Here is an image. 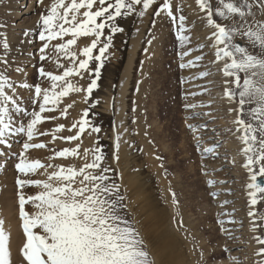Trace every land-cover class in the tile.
Here are the masks:
<instances>
[{"label": "rangeland", "instance_id": "1", "mask_svg": "<svg viewBox=\"0 0 264 264\" xmlns=\"http://www.w3.org/2000/svg\"><path fill=\"white\" fill-rule=\"evenodd\" d=\"M30 1L0 0V74L7 75L17 85L25 82L50 88L51 82L40 77L37 70L43 67L46 72L61 75L66 69L74 67L66 58L59 59L63 67H58V54L54 47L71 37L49 42L46 51L49 58L41 61L39 49L44 42L39 38V33L43 31L40 17L48 13L54 0H43V3L33 0L32 11L21 15ZM209 2L215 9L219 0ZM22 3L24 5L19 6ZM162 3L163 0H155L143 17L136 15V12L127 17H118L117 26L123 28L120 33L113 34L105 29L101 41L112 36V43L103 58L97 87L88 95L87 102L85 92H70L55 106L56 111L42 114L43 117L55 116L57 119H45L36 126V136L30 143H43L46 147L30 149L26 153L27 159L39 160L44 165L78 168L85 162L84 150L99 147L104 156L103 163L112 169L109 175L121 185V194L125 196L127 207L122 214L139 229L150 254V250L161 247L172 262L180 264H227L230 257L238 258L240 264H258L262 257L257 256L256 252L262 246L254 237L264 238V220L260 219L264 216V193L257 192V203L250 205V193L255 189L248 188L251 181L248 171L243 167L246 157L241 154L244 145L238 139L242 132L237 131L238 126L234 123L237 113L229 112L230 108L237 107V103L230 102L223 94L225 80L230 81L232 78L222 75L220 69L223 62H212L215 59L214 49L210 47L211 41L206 39L212 29L206 26L205 13L197 7L196 0H170L175 23L166 13L160 16L154 14V10ZM141 7L138 5L137 10ZM13 9L20 12L18 18L13 16ZM181 15L185 17L186 28L182 35L190 38L184 43L177 39ZM256 15L259 19V10ZM216 19L219 22V18ZM21 21L25 26H22L23 29L17 27ZM17 31H21L22 35H18ZM93 39V36L77 38V44L70 49L76 54V64L86 59L79 52L90 45ZM133 40L138 43V47L131 60L128 85L121 90V77L127 67ZM5 41L9 45L6 51L3 48ZM100 46L102 44L98 43L93 56L99 54ZM185 51L190 54L181 57ZM59 55L62 57L63 53ZM196 57L202 58L196 61ZM4 61L8 65L6 73ZM189 61L196 63L180 67ZM98 63L91 59L88 70H81L83 79L80 75H73L66 78L67 81L86 89L90 80L95 78L94 71ZM209 65L212 66L209 72L221 76L219 81L222 83H214L218 87L216 91L219 94L216 95H222L218 99L219 106L213 102L215 98L210 99L212 103L206 101L209 99L208 88L213 86L208 80L210 75L200 79L196 77V72H204V68H209ZM17 68L22 71L17 72ZM192 72L195 75L191 77L189 75ZM227 88L232 89L233 85L228 83ZM6 91L11 95V90ZM16 91L20 98L19 106L30 114L33 111L34 90L17 88ZM68 105L72 107L68 108ZM249 107L245 105V114L241 117L246 122L249 121ZM65 108L66 117L61 116ZM86 109L89 115L85 119L89 124L85 126L80 139L71 142L60 139L76 134L78 128L72 131L68 129L81 119ZM35 110H39L38 106ZM29 119L30 115L16 114L14 127L26 125ZM59 125H63L64 130L54 133L58 138L53 141V130ZM93 126L99 128L100 132H92ZM193 128L196 130L193 131ZM41 132L49 135L41 136ZM117 136L120 138L118 149ZM8 139L11 147L0 146V220L4 222L3 225L12 222L15 231L21 236L20 246L10 243V264H27L22 256L26 238L20 224L15 183L19 176L15 164L18 154L23 150L26 136ZM77 145L79 157L69 155L67 158L49 159L55 152L65 148L74 149ZM207 148L214 150L205 152ZM223 157H230V163L223 161ZM91 159L90 153L87 160ZM51 171L52 168L47 169V172ZM44 173L45 169L40 168L34 174L20 178L44 180ZM126 176L130 187L124 183ZM209 181H212L211 185ZM257 183L264 185V177L258 176ZM23 191L27 196L36 194L39 189L26 187ZM173 193L178 201L176 206L172 204ZM25 209L29 213L34 211L31 204H26ZM249 211L255 216L250 217ZM175 220H182L185 229L195 239H185L184 230H177ZM219 221L225 223L221 225ZM254 227L255 231L252 230ZM238 229L243 232H236ZM234 232L242 235L234 237ZM233 240L241 242L233 243ZM225 248L230 252H225Z\"/></svg>", "mask_w": 264, "mask_h": 264}, {"label": "snow or ice", "instance_id": "2", "mask_svg": "<svg viewBox=\"0 0 264 264\" xmlns=\"http://www.w3.org/2000/svg\"><path fill=\"white\" fill-rule=\"evenodd\" d=\"M43 3V0H40ZM155 3V0H54L48 13L41 15L40 20L43 31L39 38L43 46L39 49L40 60L49 57L46 51L49 42L63 40L70 36L66 42L54 46L58 54L57 66L60 58L69 59L74 67L66 69L61 75L46 72L43 67L39 68L40 77L51 82L50 88H44L40 84L29 85L21 82L18 85L12 82L7 75L0 74V146L11 147L9 137L19 135L26 136L22 144V151L18 154V162L15 170L19 174L16 179L17 203L19 219L26 242L22 248V256L27 264H156L148 250V246L139 229L122 214L127 205L124 203L125 196L121 194V185L116 183L109 173L112 169L106 166L104 156L99 147L84 150L85 162L80 167L53 164L44 165L39 160L29 161L26 153L30 149L45 148L43 143H30L36 136V126L45 119L54 120L55 116L43 117L45 112L56 111V105L61 98L70 92H85V102L88 95L97 87L100 78V69L103 67V58L112 43V36L106 41H101L105 29L111 33H120L123 28L117 26L118 17H127L133 12L143 17L147 10ZM197 7L205 13L206 26L212 29L211 35L206 39L211 41L210 47L214 49L213 63L223 62L220 69L225 78L224 98L230 102H236L235 111L237 118L234 123L238 126L237 131L242 132L238 139L244 147L242 153L246 157L243 167L248 171L250 183L249 189H255L250 193L252 199L250 205L257 203L256 193H264V185L257 183V177H264V0H232L224 2L219 0L215 9L209 0H196ZM142 7L137 10V6ZM259 10L260 18L256 12ZM166 13L176 22V17L171 10L170 0H163L162 5L154 10L156 16ZM216 17L219 18V22ZM185 17H179L177 39L184 43L190 40L182 35L186 31ZM93 36L90 45L83 47L79 55L86 59L79 60L76 64V54L70 49L77 44V38ZM98 55L93 56V50L97 49ZM9 45L5 41V51ZM202 47V46H201ZM63 53L61 57L59 54ZM190 53L185 51L181 57ZM202 57H196L199 61ZM91 59L99 63L95 67L94 79L90 80L87 88H81L67 81L66 78L80 75L81 70H88ZM196 61H189L187 65L193 66ZM4 72L8 71L7 61H4ZM17 72L22 69L17 68ZM90 75H92L90 73ZM208 75L200 73L199 78ZM233 85L232 89L227 84ZM17 88L34 90L32 96L33 111L29 114L18 103L19 95ZM57 89H59L57 91ZM6 90H11V95ZM238 98V99H237ZM245 105L249 121L241 119L245 114ZM38 106V111L35 108ZM68 108L72 105H68ZM194 107V105L192 106ZM16 114L31 116L27 124H16ZM67 108L61 111V116L66 117ZM89 115L86 109L79 121L73 123L72 129L78 128L75 135L59 137L66 142L79 140L85 131L89 121L85 119ZM192 127L191 125L189 126ZM64 130L63 125L57 126L52 133L53 141L58 137L54 133ZM195 131L196 129H192ZM92 132L99 133L100 129L92 127ZM39 135H49L41 132ZM117 149L119 148V136H117ZM214 149H204L211 152ZM91 153L92 159L87 160ZM80 156L79 145L74 149L65 148L55 152L49 159L67 158ZM115 159H119L118 156ZM159 159V157H157ZM254 166H256L254 170ZM44 168L46 179L32 180L20 177H28L38 169ZM48 168L53 171L47 172ZM209 185L212 181L208 182ZM26 187H35L39 191L34 195H25ZM26 204H31L34 211L31 213L25 209ZM172 204L176 206L178 201L172 194ZM250 217L255 214L249 211ZM264 220V216L260 217ZM177 230H184L185 239L195 237L185 229L182 220L174 221ZM234 221H229L233 223ZM3 221L0 220V264H10V253L6 249L8 237L3 230ZM223 225L224 221H219ZM254 223V221H253ZM223 231H228L223 229ZM255 231V227L252 229ZM261 245L256 255L262 257L258 264H264V238L254 237ZM225 252H230L225 248ZM203 259V253H201ZM227 264H240L238 258L230 257Z\"/></svg>", "mask_w": 264, "mask_h": 264}, {"label": "bare ground", "instance_id": "3", "mask_svg": "<svg viewBox=\"0 0 264 264\" xmlns=\"http://www.w3.org/2000/svg\"><path fill=\"white\" fill-rule=\"evenodd\" d=\"M23 2H25L26 3V0H23ZM33 0H31L30 2H29V6H28V8L26 9V10H24L22 13H21V15H24V14H26V13H28V12H31L32 11V9H33ZM22 5H24V3H22V4H19V6H22ZM12 14H13V16L14 17H16V18H18L19 16H20V12L18 13V11H16V10H12ZM24 19H26V18H24ZM24 19L22 20V21H24ZM22 21H21V24L19 23L18 24V26L17 27H19L20 29H23L22 28V26L25 28V26H24V24H22ZM27 31V30H26ZM17 33H18V35L19 34H21L22 32L20 31V32H18L17 31ZM22 35V34H21ZM137 47H138V43L135 41V40H133L132 41V43H131V45H130V49H129V58H128V61H127V67H126V69L124 68V72H123V74H122V77H121V83H122V89L121 90H123V86H127L128 85V81H129V77H130V68H131V60H132V58L134 57V54H135V50L137 49ZM211 52V51H210ZM213 58V57H212ZM206 59V58H205ZM206 61V60H205ZM209 61V60H208ZM202 68V67H201ZM210 68H212V66H210L209 65V68H204V72H206V73H208V75H210V76H208L207 78H208V80H210L211 82H212V84H213V86H210L209 88H208V90H209V93H208V95H209V99H207L206 101H209V102H211V98L213 99V98H215L216 100L215 101H213V102H217V106H219V104H218V99L222 96H220V95H216V94H219L216 90V87L214 86L215 84L217 85V83L218 82H220L219 80H221V76H218V75H220V74H218V75H214V74H212L211 72H209V70H210ZM197 73V78H199L200 77V73H202V72H196ZM195 74L192 72L189 76H194ZM185 76V75H184ZM217 76V77H216ZM193 79V78H192ZM200 79V78H199ZM189 81V80H188ZM197 82H199V80H197ZM193 83V82H192ZM208 83V82H207ZM206 83V84H207ZM215 83V84H214ZM220 83H222V82H220ZM198 85V84H197ZM205 85V84H204ZM209 85V84H208ZM205 87H206V85H205ZM218 88V87H217ZM120 90V91H121ZM127 90V89H126ZM201 90V89H200ZM207 90V89H206ZM220 90V89H219ZM222 90V89H221ZM208 92V91H207ZM222 92V91H221ZM123 93V92H122ZM121 93V94H122ZM223 93V92H222ZM224 94V93H223ZM198 99V98H197ZM201 99V98H200ZM224 100V99H223ZM121 101V100H120ZM212 103V102H211ZM121 105H122V101H121ZM214 106H215V104H214ZM221 106V105H220ZM214 108V110H216V107H213ZM219 114V113H218ZM212 125V124H211ZM210 125V126H211ZM215 127V126H214ZM214 130H217L216 128L214 129ZM126 142H124V144H125ZM223 155V154H222ZM224 155H226V156H228L229 154H224ZM230 156V155H229ZM230 158V157H229ZM228 157H223L222 158V160L223 161H228L229 163H230V160L231 159H229ZM123 164V163H122ZM124 183L126 184V186H128V187H130V185H129V183H128V179H127V176L125 177V179H124ZM11 221V220H10ZM21 224V223H20ZM4 227H3V230H4V232H5V235L9 238V240L10 241H6V249H7V251L10 253V243L12 242L14 245H18V246H20L21 245V236H20V234H18L16 231H15V229H16V227L12 224V222L10 223V225H8V223H7V225H3ZM6 226V227H5ZM239 226H241V225H239ZM14 227H15V229H14ZM18 231V230H17ZM238 231H242L241 229H238L236 232H238ZM8 232H10L11 234H8ZM236 232H234L235 234H236ZM243 232V231H242ZM239 235H242V233L241 234H236L234 237H237V236H239ZM239 238V237H238ZM239 243L240 244V240H233V243ZM151 251V254L153 255V257H154V260L156 261V264H180L179 262H176V261H171V259L164 253V250L160 247V248H156V249H152V250H150ZM19 255V254H18Z\"/></svg>", "mask_w": 264, "mask_h": 264}]
</instances>
